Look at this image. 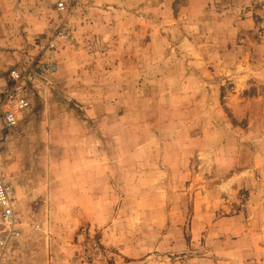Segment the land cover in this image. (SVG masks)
I'll return each instance as SVG.
<instances>
[{
	"label": "rangeland",
	"instance_id": "rangeland-1",
	"mask_svg": "<svg viewBox=\"0 0 264 264\" xmlns=\"http://www.w3.org/2000/svg\"><path fill=\"white\" fill-rule=\"evenodd\" d=\"M12 69L3 264H264V0H0Z\"/></svg>",
	"mask_w": 264,
	"mask_h": 264
},
{
	"label": "built area",
	"instance_id": "built-area-1",
	"mask_svg": "<svg viewBox=\"0 0 264 264\" xmlns=\"http://www.w3.org/2000/svg\"><path fill=\"white\" fill-rule=\"evenodd\" d=\"M59 7H62V4ZM7 78L8 84L0 87V145L1 136L15 128L20 115L30 107L26 96V75L12 69ZM21 234V221L14 209L11 187L0 164V264H3L8 254L16 248Z\"/></svg>",
	"mask_w": 264,
	"mask_h": 264
}]
</instances>
